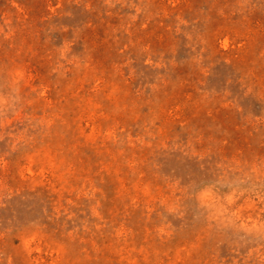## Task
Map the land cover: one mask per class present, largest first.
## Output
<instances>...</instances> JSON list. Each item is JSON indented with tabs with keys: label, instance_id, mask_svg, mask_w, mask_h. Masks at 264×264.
<instances>
[{
	"label": "rangeland",
	"instance_id": "374dc122",
	"mask_svg": "<svg viewBox=\"0 0 264 264\" xmlns=\"http://www.w3.org/2000/svg\"><path fill=\"white\" fill-rule=\"evenodd\" d=\"M0 264H264V0H0Z\"/></svg>",
	"mask_w": 264,
	"mask_h": 264
}]
</instances>
